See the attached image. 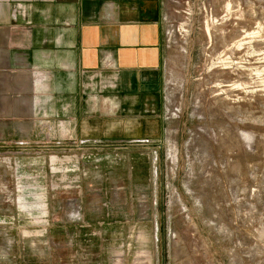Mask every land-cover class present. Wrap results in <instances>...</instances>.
<instances>
[{
    "label": "rangeland",
    "instance_id": "1",
    "mask_svg": "<svg viewBox=\"0 0 264 264\" xmlns=\"http://www.w3.org/2000/svg\"><path fill=\"white\" fill-rule=\"evenodd\" d=\"M165 26L163 119L0 137V264H264V0H165Z\"/></svg>",
    "mask_w": 264,
    "mask_h": 264
},
{
    "label": "crops",
    "instance_id": "2",
    "mask_svg": "<svg viewBox=\"0 0 264 264\" xmlns=\"http://www.w3.org/2000/svg\"><path fill=\"white\" fill-rule=\"evenodd\" d=\"M166 56L165 0H0V137L134 134L163 119Z\"/></svg>",
    "mask_w": 264,
    "mask_h": 264
}]
</instances>
